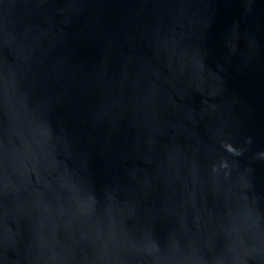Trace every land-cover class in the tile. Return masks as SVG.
<instances>
[{"label": "water", "instance_id": "water-1", "mask_svg": "<svg viewBox=\"0 0 264 264\" xmlns=\"http://www.w3.org/2000/svg\"><path fill=\"white\" fill-rule=\"evenodd\" d=\"M0 264H264V0H0Z\"/></svg>", "mask_w": 264, "mask_h": 264}]
</instances>
